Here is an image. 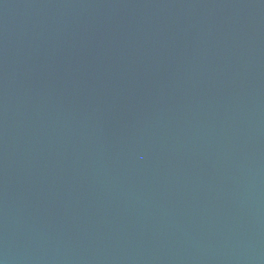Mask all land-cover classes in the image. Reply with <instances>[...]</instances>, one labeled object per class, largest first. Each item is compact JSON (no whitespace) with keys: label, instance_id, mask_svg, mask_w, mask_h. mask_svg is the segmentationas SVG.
Returning a JSON list of instances; mask_svg holds the SVG:
<instances>
[{"label":"water","instance_id":"obj_1","mask_svg":"<svg viewBox=\"0 0 264 264\" xmlns=\"http://www.w3.org/2000/svg\"><path fill=\"white\" fill-rule=\"evenodd\" d=\"M0 264H264V0H0Z\"/></svg>","mask_w":264,"mask_h":264}]
</instances>
